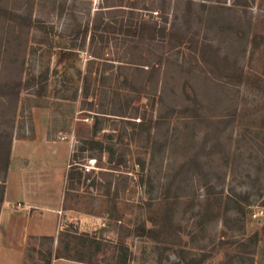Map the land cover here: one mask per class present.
Wrapping results in <instances>:
<instances>
[{"label":"rangeland","instance_id":"obj_1","mask_svg":"<svg viewBox=\"0 0 264 264\" xmlns=\"http://www.w3.org/2000/svg\"><path fill=\"white\" fill-rule=\"evenodd\" d=\"M0 7L43 23L0 16V133L11 136L10 158L19 140L58 141L47 184L62 195L60 226L54 238L29 240L25 264H264V239L240 245L264 225V213L253 217L264 210V0ZM137 20L174 26L194 46L121 27ZM204 43L226 68L202 60ZM71 163L82 177L67 181ZM207 189L222 197L218 215L207 211ZM139 225L179 234L167 245L137 236Z\"/></svg>","mask_w":264,"mask_h":264},{"label":"crops","instance_id":"obj_2","mask_svg":"<svg viewBox=\"0 0 264 264\" xmlns=\"http://www.w3.org/2000/svg\"><path fill=\"white\" fill-rule=\"evenodd\" d=\"M57 143L19 140L13 146L0 202V264H25L29 240L36 236L54 238L60 226L62 195H54L47 184L50 177L47 169L58 162L54 157ZM37 147L44 149L45 163L36 161ZM51 159L52 163L48 161ZM67 170L65 164V175Z\"/></svg>","mask_w":264,"mask_h":264},{"label":"trees","instance_id":"obj_3","mask_svg":"<svg viewBox=\"0 0 264 264\" xmlns=\"http://www.w3.org/2000/svg\"><path fill=\"white\" fill-rule=\"evenodd\" d=\"M235 3H238L239 0H234ZM249 0H243L244 3H248ZM253 1V0H252ZM0 16L8 17L13 20L16 19H22L25 21L27 24H32L36 25L37 27H43V23L40 22L39 20H31V18H27L26 16H21L20 14H16L11 12L10 10L0 7ZM124 26L125 30L127 32L132 33L133 35L141 36L143 33V30L145 28L148 29V36L150 39H154L156 36H166L170 38H174L176 40L175 44L176 46L184 45L185 47L193 48L194 46V41L191 37H187L182 31H177V29L173 27L166 28L165 26H159L156 23H149L145 20H137L134 23L130 24H121V27ZM200 55L201 58L204 62H206L209 65H218L220 62L223 64H220L223 66V68H226L225 62L222 61V57L219 55L217 56L215 51L212 48V45L209 43H204L200 46ZM65 54H68L65 51L60 52V57L64 56ZM219 61V62H218ZM221 70V69H220ZM223 71V70H222ZM239 81H243L244 78H238ZM10 146H11V136L5 135L3 133H0V173H1V178H0V202L3 200V194H4V189H5V177L7 175L8 171V166L10 163ZM80 150H84L83 147H81ZM76 164L71 163L68 168L67 173H66V180L71 181L75 179H80L82 177V171L77 170ZM211 189V187H209ZM208 190L206 194V204L208 207L207 211L208 213L213 215H218L221 209V202H222V197L221 195L217 193H212ZM262 196L261 192L258 194V197ZM135 234L137 236H149L155 239L157 242H161L163 244L170 245L173 243V237L178 236V232L175 231V228L170 229L169 228H148L145 225H139L135 228ZM85 234H83L84 236ZM52 238V237H51ZM264 239V225H262L259 229L255 230L253 233H251L249 236L246 237L245 241H241L240 245L243 247L250 246V245H255L258 241ZM49 256H51V253H49ZM227 258L226 259H235L236 256L230 255L229 253L226 254ZM56 257H60L58 254H56ZM243 257V256H241ZM166 260H169V256H167ZM228 259V260H229ZM47 263L50 262V258H48ZM230 261V260H229ZM203 260H198L194 263L191 264H201ZM162 264L161 260L160 263ZM220 264V263H219Z\"/></svg>","mask_w":264,"mask_h":264},{"label":"built area","instance_id":"obj_4","mask_svg":"<svg viewBox=\"0 0 264 264\" xmlns=\"http://www.w3.org/2000/svg\"><path fill=\"white\" fill-rule=\"evenodd\" d=\"M85 170L86 171H89L91 169V166H84ZM264 213V210L262 208H260L259 210L255 211L253 213V217H259V216H262V214Z\"/></svg>","mask_w":264,"mask_h":264},{"label":"water","instance_id":"obj_5","mask_svg":"<svg viewBox=\"0 0 264 264\" xmlns=\"http://www.w3.org/2000/svg\"><path fill=\"white\" fill-rule=\"evenodd\" d=\"M174 257V254L170 256V258L172 259Z\"/></svg>","mask_w":264,"mask_h":264}]
</instances>
